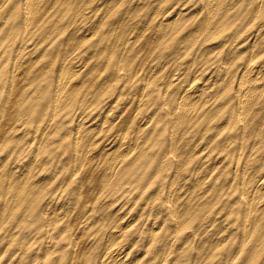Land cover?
<instances>
[{
    "label": "rangeland",
    "instance_id": "1",
    "mask_svg": "<svg viewBox=\"0 0 264 264\" xmlns=\"http://www.w3.org/2000/svg\"><path fill=\"white\" fill-rule=\"evenodd\" d=\"M45 3L26 26L24 0H0V264H102L112 250L130 259L125 264H264V214L249 229L242 224L247 196L264 175V133L251 117L249 126L240 120L235 84L248 60L264 65V3L233 0L207 32L205 0ZM182 7L188 10L146 62L156 70L144 69L162 20ZM69 54L84 70L72 66L75 83L56 107ZM184 85L209 99L189 131L173 135L170 112ZM108 114L92 140L82 118L101 123ZM109 141H125L130 155L90 176ZM85 152L95 159L86 162ZM182 193L193 195V211Z\"/></svg>",
    "mask_w": 264,
    "mask_h": 264
},
{
    "label": "bare ground",
    "instance_id": "2",
    "mask_svg": "<svg viewBox=\"0 0 264 264\" xmlns=\"http://www.w3.org/2000/svg\"><path fill=\"white\" fill-rule=\"evenodd\" d=\"M232 1L233 0H205L206 2V10L208 9L209 11V17L206 18V21H204L200 26H201V30L203 32H207L210 30V28L212 27V23L214 21V16L218 14V12L222 11V10H225V13H226V10H228V8L232 5ZM260 2V4H263L264 3V0H257ZM47 0H24V6H23V11H24V17H25V24L26 26H31V24H33L38 18L39 16L42 14V11L43 9L45 8L46 6V3ZM53 2V1H50V3ZM88 2V1H87ZM49 3V5H51ZM67 3V2H66ZM73 4V3H72ZM79 5V4H77ZM76 5V6H77ZM86 5V4H85ZM172 5V4H171ZM175 5V4H174ZM51 7V6H49ZM260 7V6H259ZM78 8V7H77ZM261 8V7H260ZM185 10H188L187 7H182L180 9V11L177 13L176 16H167L166 18H164L161 22V27H160V37L158 38V41H151L149 42V47L147 48L148 49V52H146V56H145V64L143 65L144 66V69H147L149 71H153V70H156L155 66L154 68L150 65H146V62L148 60V58L154 53V48L156 47H160V41L159 40H162L163 41V38L172 31L173 29V24L175 22H177V20L180 18V15L185 11ZM202 10V9H201ZM200 10V11H201ZM73 11V10H72ZM81 10H79L78 12H80ZM75 12V11H74ZM48 13V12H47ZM187 13L189 14V12L187 11ZM186 13V14H187ZM46 14V13H45ZM258 14V13H257ZM184 15V14H182ZM51 16V15H50ZM166 16V15H165ZM102 17V16H101ZM256 17V16H255ZM223 18V17H222ZM254 18V17H253ZM250 19V18H249ZM57 20V19H56ZM22 23V21L20 22ZM74 24V23H73ZM261 24V23H260ZM158 25V24H157ZM264 26V24H261ZM19 26V25H18ZM22 26V25H21ZM159 26V25H158ZM261 26V27H263ZM20 27V26H19ZM78 27V26H77ZM118 27V26H117ZM125 27V26H124ZM148 27V26H147ZM146 27V29H148ZM244 27V26H243ZM242 27V28H243ZM123 28V27H122ZM260 28V27H259ZM124 29V28H123ZM158 29V28H157ZM25 30V29H24ZM21 32V30H19ZM117 31V30H116ZM122 31V29H121ZM19 32V33H20ZM88 32V31H87ZM146 32V31H145ZM144 32V33H145ZM76 33V32H75ZM261 34L263 33L260 32ZM23 34V33H22ZM73 34V33H72ZM140 34V33H139ZM142 34V33H141ZM209 34V33H208ZM207 34V35H208ZM253 34V33H252ZM76 35V34H75ZM149 35V34H148ZM250 35V34H249ZM23 36V35H22ZM67 36V34H66ZM73 36V35H72ZM80 36V35H79ZM139 36V35H138ZM137 36V37H138ZM257 36V35H256ZM90 37V36H89ZM128 37V36H127ZM135 37V38H137ZM153 37V36H152ZM207 37V36H206ZM238 37V35H237ZM77 38V37H76ZM154 38V37H153ZM231 38V37H230ZM244 38V37H243ZM259 38V37H258ZM81 39V38H79ZM165 39V38H164ZM242 39V38H241ZM263 39V38H262ZM78 40V39H77ZM205 38L204 40L202 41L201 45L205 44ZM256 40V39H255ZM22 41V39H21ZM81 41V40H80ZM259 41V40H258ZM264 41V40H263ZM82 42V41H81ZM239 42L241 43V41L239 40ZM56 43V42H55ZM83 43V42H82ZM81 43V44H82ZM128 43H130V41L128 40L125 45H127ZM20 44V43H19ZM26 44V43H25ZM248 44V43H247ZM252 44V43H251ZM255 44V42H254ZM71 45V44H70ZM69 45V46H70ZM120 45V44H119ZM147 45V44H146ZM200 45V46H201ZM249 45V44H248ZM28 46V45H27ZM68 46V47H69ZM210 46V45H209ZM223 46V45H222ZM237 46V44H236ZM143 47V46H142ZM204 47V46H203ZM202 47V48H203ZM206 47V46H205ZM22 48V47H21ZM111 48V47H110ZM201 48V47H200ZM211 48V46L209 47ZM19 49V48H18ZM66 49V47H65ZM126 49V48H125ZM196 49V48H195ZM204 49V48H203ZM234 49V48H232ZM124 50V49H123ZM128 53H130L132 50H134V47H130ZM213 50H216V49H213ZM212 50V51H213ZM21 51V49H20ZM24 51V50H23ZM77 51V50H76ZM201 51V49H200ZM239 51V50H238ZM243 51V50H242ZM252 51V49H251ZM264 51V50H263ZM261 50V52H263ZM124 52V51H122ZM127 54V53H126ZM201 54V53H199ZM198 54V55H199ZM71 54H69L68 56L70 58L68 59H64L65 63L63 65V67L61 68V73H60V77L57 78L58 79V82H57V88H56V94H55V97H54V105L57 107L59 105L60 102V99L62 98V96L65 95V93L67 92V90L69 88H71L74 83H75V80H74V69H76V71H83L84 70V65L82 64V62H80V60L77 59L76 56H70ZM129 55V54H128ZM122 56V54H121ZM230 56V54H229ZM232 56V55H231ZM230 56V57H231ZM128 57V56H127ZM251 57V56H250ZM258 57V56H257ZM117 59L119 57H116ZM181 58V57H180ZM26 59V58H25ZM60 59V58H59ZM121 59V58H120ZM125 58H123V60H125ZM178 59V58H177ZM176 59V60H177ZM194 59V57H193ZM32 60V59H31ZM34 60V59H33ZM127 60V59H126ZM113 61V60H112ZM179 61V60H178ZM193 61V60H192ZM248 63L245 65L244 68H240V72L239 74L237 75V79H236V86H237V90H236V97H237V107H238V111H239V114H240V120L245 124V126H249L250 124H252V122H254V126H256L259 131L262 133L261 136L263 135L264 133V65H262L261 63L259 62H256L254 60V57L250 60L247 61ZM111 63V62H110ZM117 63V62H116ZM123 63V62H122ZM16 64V63H15ZM35 64V63H34ZM125 64V63H123ZM201 64V63H200ZM199 64V65H200ZM22 65V64H21ZM106 65V63H105ZM117 65H119V63H117ZM142 65V64H141ZM20 66V65H19ZM18 66V67H19ZM33 66V65H32ZM31 66V67H32ZM72 66H74L72 68ZM122 66V65H121ZM14 67V66H13ZM90 67V66H89ZM165 67V66H164ZM228 67V66H227ZM46 68V67H45ZM92 68V66H91ZM134 68V67H133ZM142 68V66H141ZM201 68V67H200ZM103 69V68H102ZM118 69V67H117ZM138 69V68H137ZM197 69V68H196ZM162 70V69H161ZM159 70V71H161ZM202 70V69H201ZM228 70V69H227ZM18 71V70H17ZM118 71V70H117ZM182 72V71H181ZM19 73V72H18ZM101 73V72H100ZM117 73V72H116ZM153 73V72H152ZM36 74V73H35ZM211 74V73H210ZM22 75V72L21 74ZM117 75V74H116ZM58 76V75H57ZM86 77V75H84ZM150 76V75H149ZM176 76V74L174 75ZM218 76V75H217ZM84 77V78H85ZM116 77V76H115ZM97 78V77H96ZM174 78V77H173ZM171 78V79H173ZM212 78V77H210ZM216 78V77H215ZM219 78V77H218ZM56 79V80H57ZM221 79V78H220ZM95 80V79H94ZM213 80V78H212ZM217 80V79H216ZM208 81V79H207ZM217 81H220V80H217ZM13 82V80H12ZM95 82V81H94ZM93 82V83H94ZM103 82V81H102ZM146 82V81H145ZM181 82V78L178 77L176 79H173L172 82L167 86V91H169V89L172 88V86H176L178 84H180ZM212 82V81H211ZM216 82V81H214ZM213 82V84H214ZM77 83V82H76ZM98 83V82H97ZM143 83V82H142ZM150 83V82H149ZM208 84V82H207ZM28 85V84H26ZM98 85V84H97ZM145 85V83H144ZM143 85V87H144ZM200 85V84H199ZM205 85V84H204ZM212 85V83H211ZM146 86V85H145ZM148 86V84H147ZM206 86V85H205ZM89 87V86H88ZM87 87V89H88ZM142 87V88H143ZM185 87V85H184ZM208 87V85H207ZM13 88V87H11ZM91 88V87H90ZM147 88V87H146ZM144 87V89H146ZM98 89V88H97ZM105 89V88H104ZM177 89V88H176ZM208 89V88H207ZM85 91V90H84ZM206 90H200L199 87H195L194 85H191L190 87L188 86V88L185 87V89H181L179 88V96H178V101L177 103L174 102L173 105V109L172 111L170 112V122L172 123L173 125V128H174V132H173V135L179 131H182V134L185 132L187 133L189 131V129L191 128V126L196 122L197 119H199L203 114H204V108H205V104L206 102L208 101L209 99V94H207V92H205ZM224 91V90H223ZM98 92V91H97ZM165 92V91H164ZM163 92V93H164ZM142 93V91H141ZM166 93V92H165ZM212 93V92H211ZM210 93V94H211ZM233 93V92H232ZM18 94V93H17ZM81 94V93H80ZM99 94V93H98ZM97 94V95H98ZM101 94V93H100ZM231 94V93H230ZM233 95V94H232ZM95 96V95H94ZM165 97V95H164ZM11 98V97H10ZM83 98V97H82ZM96 98V97H95ZM50 99V98H49ZM167 99V98H166ZM6 100V99H5ZM94 101V99H93ZM7 102V101H6ZM215 102V101H214ZM219 102V101H218ZM16 103V102H15ZM204 103V104H203ZM223 103V102H222ZM9 104V102L7 103ZM5 105V104H4ZM51 105V104H50ZM91 105V104H90ZM112 105H113V102H112ZM7 106V105H6ZM220 106V105H219ZM138 108V107H136ZM57 109V108H56ZM117 110V109H116ZM138 110V109H137ZM95 113V111H94ZM112 114V113H111ZM238 114V113H237ZM90 115V114H89ZM89 115H86L85 117L82 118V122L81 124L83 125V127H85L84 129L86 131L90 130L92 132H94L95 134H92L91 136V139H95L101 132L104 131V127H106V123L109 121L108 118L110 116V114L107 115L105 121L103 122H97L95 119L96 117L94 116L93 118L90 117L89 118ZM113 115V114H112ZM250 117H251V120L252 122L250 121ZM256 117V118H254ZM54 118V117H53ZM254 118V119H253ZM81 120V119H80ZM113 120V119H112ZM133 120V119H132ZM149 120V119H148ZM248 120V122H247ZM100 121V120H99ZM131 121V119H130ZM129 121V123H130ZM147 121V120H146ZM145 121V122H146ZM113 122V121H112ZM114 123V122H113ZM45 124V123H44ZM47 125V123H46ZM53 125V119L50 121V123H48V127ZM130 125V124H129ZM222 125V124H220ZM219 125V126H220ZM45 126V125H44ZM43 126V127H44ZM143 126V125H142ZM80 127V125H79ZM47 129V128H45ZM56 129V127H55ZM143 129V128H142ZM43 130V128H42ZM49 130V128H48ZM173 130V129H172ZM109 131V130H108ZM171 131V130H170ZM184 131V132H183ZM218 131V130H217ZM47 132V131H46ZM70 132V131H69ZM52 133V131H51ZM41 136V135H40ZM260 136V135H258ZM46 137V136H45ZM42 138V136H41ZM41 138L39 137V139L41 140ZM69 138V137H68ZM260 138V137H259ZM90 139V140H91ZM102 139V138H101ZM100 139V140H101ZM114 139V138H113ZM175 139V138H174ZM39 140V141H40ZM79 140V139H78ZM106 140V139H105ZM76 141V140H75ZM87 141V140H86ZM99 141V140H98ZM69 142V141H68ZM94 142V141H93ZM256 142V141H255ZM44 143V142H43ZM41 143V144H43ZM66 143H67V140H66ZM87 143V142H86ZM91 143V141H90ZM95 143H97L95 141ZM107 143V142H106ZM127 143V142H126ZM132 144V142L130 143ZM136 144V143H135ZM171 144V142H170ZM241 144V143H240ZM82 145V144H81ZM80 145V147H81ZM254 145V144H253ZM38 146V145H37ZM100 146V145H99ZM89 148V147H88ZM92 148V147H91ZM131 148V147H130ZM128 146L125 145V141L119 146L117 145V147L114 146V143L109 141L108 144H106L103 148V150L95 157L93 154H91L90 152H85L84 154V157L83 159L86 161V162H91L92 160H94L95 158L98 159V164L97 166L94 167V170L91 171L92 173H90V176H92L94 174V172H96V170H98L97 168L100 167L101 164H104V163H110L111 165H109L108 167L109 168H113L115 164L114 161L116 159H118V161H124L128 155H130L131 153V149H130ZM170 149V148H169ZM188 151V149H186ZM88 151V150H87ZM197 151V150H196ZM97 152V151H96ZM198 152V151H197ZM94 153V152H93ZM114 153H115V156H114ZM238 153H239V150H238ZM193 154V153H192ZM163 155V154H162ZM253 155V154H252ZM36 157V156H35ZM95 157V158H94ZM253 158V157H251ZM132 159V158H130ZM117 161V160H116ZM131 161V160H130ZM245 161V160H244ZM252 161V160H251ZM37 162V161H36ZM215 163V162H214ZM218 163V162H217ZM249 163V162H248ZM177 165V164H176ZM249 165V164H248ZM251 165V164H250ZM180 167V166H179ZM203 167V166H202ZM206 167H208L206 165ZM246 167V166H245ZM236 168V167H235ZM243 168V167H242ZM30 169V168H28ZM108 170V168H107ZM246 171V170H245ZM249 171V170H247ZM112 172V171H111ZM205 172V171H204ZM258 172V171H257ZM198 173V172H197ZM253 173V172H252ZM251 173V174H252ZM201 174V173H200ZM243 174V173H242ZM247 174H249L247 172ZM110 175V174H109ZM152 175V174H151ZM86 176V175H85ZM165 176V175H164ZM168 176V175H167ZM242 176V175H241ZM245 177V175H243ZM242 176V177H243ZM31 178V175L29 176ZM151 177V176H150ZM192 177V176H191ZM209 177V176H208ZM218 177V176H217ZM216 177V178H217ZM27 178V177H26ZM87 178V177H86ZM98 178V177H97ZM200 178V176L198 177ZM203 178V177H202ZM204 178H206V176L204 175ZM233 178V177H232ZM248 178V176H247ZM22 179V178H21ZM88 179V178H87ZM189 179V178H188ZM234 179V178H233ZM244 179V178H243ZM92 180V179H91ZM172 180V179H171ZM192 180V179H191ZM198 180V179H197ZM242 180V179H241ZM86 181V179H85ZM89 181V180H88ZM87 181V182H88ZM93 181V180H92ZM189 181V180H188ZM200 181V180H198ZM19 182V181H18ZM97 183L99 184H103V179H99V180H96ZM24 183V182H23ZM242 183V181H241ZM184 184V183H183ZM185 185V184H184ZM195 185V184H194ZM170 186V185H169ZM209 186V185H208ZM30 187V186H29ZM193 187V186H192ZM18 188V193L21 194L24 192L25 190V185H20L17 186ZM104 188V187H103ZM188 188V187H187ZM101 189V188H100ZM176 189V188H175ZM29 190V189H28ZM28 190L26 191V193L28 192ZM63 190V189H62ZM90 190V189H89ZM8 191V189H7ZM175 191V190H174ZM242 191V190H241ZM6 192V190H5ZM102 192V191H101ZM205 192V191H204ZM251 194L250 196L248 197L247 196V202H246V209L244 211V215H243V221H245V223H242V224H245V227L247 229L250 228V226L253 224L254 222V225L257 224L258 222H260V220L262 219V214H264V212H261L260 214H258V211L260 209V207L264 206V175L260 176L259 174V179L256 183V185L253 186V188L250 190ZM16 193V192H15ZM99 193V192H98ZM179 193V192H178ZM25 194V193H24ZM185 193H182L181 194V199L184 201L185 203V208L189 211H193V209H189V202H191V199H193V195L192 196H188L186 197V195H184ZM193 194V193H192ZM204 194V193H203ZM15 195V194H14ZM17 196V195H16ZM15 196V197H16ZM184 197V198H183ZM186 197V198H185ZM91 198V197H90ZM96 198V196H95ZM94 202V201H93ZM171 204V203H170ZM97 208V207H96ZM261 209H264V207H262ZM163 210V209H162ZM172 210V208H171ZM56 211V210H55ZM155 211V210H154ZM53 212V211H52ZM59 212V211H58ZM214 213V212H213ZM179 214V213H177ZM46 218V217H45ZM114 218V217H113ZM210 220V219H209ZM217 221V220H216ZM242 221V222H243ZM121 225H122V222H121ZM128 225V224H127ZM123 226V225H122ZM54 228V227H53ZM84 228V227H83ZM77 229V228H75ZM178 231V230H177ZM254 232V231H252ZM116 233L117 231H115V236H116ZM124 233V232H123ZM244 235V234H243ZM50 236V234H49ZM236 236V235H235ZM205 237V236H204ZM203 237V238H204ZM244 237V236H242ZM220 238V237H219ZM204 239H207L208 238H204ZM242 241V240H241ZM173 244V243H172ZM133 245V244H132ZM115 246V245H114ZM181 246V245H180ZM264 247V246H263ZM115 248V247H114ZM131 248V247H130ZM138 248V247H137ZM117 249V248H116ZM180 249V248H179ZM241 249V248H240ZM107 250V249H106ZM118 250V249H117ZM124 250V249H123ZM137 250V249H136ZM119 252H122L119 251ZM168 252V250H167ZM137 254V253H136ZM164 256H166L165 254H163ZM72 256V255H71ZM98 258V257H97ZM234 259V258H233ZM232 259V260H233ZM170 260V259H169ZM101 261V260H100ZM129 260H127L125 258V255H120L119 253L117 252H110V251H107V253L105 252L104 254V257L102 259V264H125L127 263ZM171 262V261H170ZM72 263V262H71ZM131 263V261H130Z\"/></svg>",
    "mask_w": 264,
    "mask_h": 264
}]
</instances>
